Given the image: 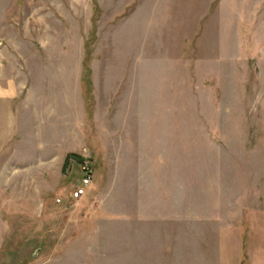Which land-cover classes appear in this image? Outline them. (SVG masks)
Returning <instances> with one entry per match:
<instances>
[{"label": "rangeland", "instance_id": "1", "mask_svg": "<svg viewBox=\"0 0 264 264\" xmlns=\"http://www.w3.org/2000/svg\"><path fill=\"white\" fill-rule=\"evenodd\" d=\"M88 47L84 141L0 135V264H264V0H0L3 88Z\"/></svg>", "mask_w": 264, "mask_h": 264}, {"label": "crops", "instance_id": "2", "mask_svg": "<svg viewBox=\"0 0 264 264\" xmlns=\"http://www.w3.org/2000/svg\"><path fill=\"white\" fill-rule=\"evenodd\" d=\"M64 65H67V62ZM77 67L76 73L71 74V81L74 83L73 90H69L68 73H63L61 78L65 79V86L64 89L61 87L59 93L55 89L51 90L53 94L50 93L47 86L39 91L28 88L30 75L32 77L31 73L26 77L25 84L20 87L21 91L20 88L15 87V84L3 88L0 82V135H9L10 137L13 135L21 138L22 141H27L28 138L32 139L34 143L29 144L34 146L35 152L40 153L41 148H44V152L50 154L62 153L61 147L68 146L70 139L71 144H78L75 140L79 137L84 141L85 108L81 90L82 59H78ZM53 103H57L56 106L60 109L55 110L56 108L52 106L47 109V106ZM75 106L76 114H74ZM70 107L71 117L74 115L76 119H80L83 123L82 127L78 124H73V129L69 127ZM1 123L3 124L1 125ZM27 126L28 128H26ZM74 151L72 150V152ZM69 153L63 154V162Z\"/></svg>", "mask_w": 264, "mask_h": 264}, {"label": "trees", "instance_id": "3", "mask_svg": "<svg viewBox=\"0 0 264 264\" xmlns=\"http://www.w3.org/2000/svg\"><path fill=\"white\" fill-rule=\"evenodd\" d=\"M90 50H89V47H88V53H87V57H86V60L84 61L83 63V74H82V83L83 85H85V83L87 85H91V78H90V75H91V70H90V67H88V62H89V59H90ZM86 68V70H85ZM83 157H81L79 154L77 153H71L69 155H67V157L65 158V161H64V164H63V168H62V172L64 173L66 171V168L68 167V165L71 163H81L83 162ZM90 165V163L88 164ZM90 172L92 174V176L94 177L95 176V173H94V168L93 166L90 165ZM92 177V179H93Z\"/></svg>", "mask_w": 264, "mask_h": 264}, {"label": "built area", "instance_id": "4", "mask_svg": "<svg viewBox=\"0 0 264 264\" xmlns=\"http://www.w3.org/2000/svg\"><path fill=\"white\" fill-rule=\"evenodd\" d=\"M92 174L89 170V166L83 168V177L81 179V184L75 188L73 191V199H80L83 195H85L86 189L90 186L92 182Z\"/></svg>", "mask_w": 264, "mask_h": 264}]
</instances>
